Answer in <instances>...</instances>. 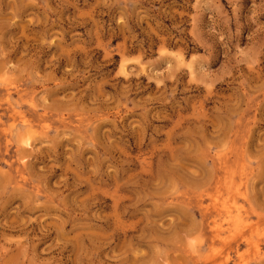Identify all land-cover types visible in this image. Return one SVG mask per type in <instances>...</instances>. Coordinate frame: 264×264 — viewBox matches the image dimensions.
Instances as JSON below:
<instances>
[{
	"label": "rangeland",
	"instance_id": "1",
	"mask_svg": "<svg viewBox=\"0 0 264 264\" xmlns=\"http://www.w3.org/2000/svg\"><path fill=\"white\" fill-rule=\"evenodd\" d=\"M0 264H264V0H0Z\"/></svg>",
	"mask_w": 264,
	"mask_h": 264
},
{
	"label": "bare ground",
	"instance_id": "2",
	"mask_svg": "<svg viewBox=\"0 0 264 264\" xmlns=\"http://www.w3.org/2000/svg\"><path fill=\"white\" fill-rule=\"evenodd\" d=\"M8 260H9V258H8ZM10 261V260H9Z\"/></svg>",
	"mask_w": 264,
	"mask_h": 264
}]
</instances>
